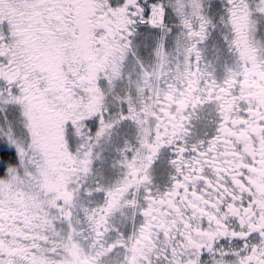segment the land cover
<instances>
[{
	"label": "snow or ice",
	"instance_id": "1",
	"mask_svg": "<svg viewBox=\"0 0 264 264\" xmlns=\"http://www.w3.org/2000/svg\"><path fill=\"white\" fill-rule=\"evenodd\" d=\"M0 264H264V0H0Z\"/></svg>",
	"mask_w": 264,
	"mask_h": 264
}]
</instances>
